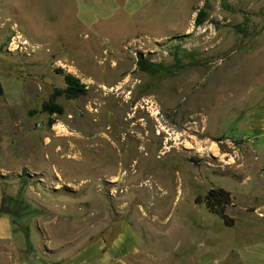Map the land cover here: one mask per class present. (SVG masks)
Masks as SVG:
<instances>
[{"label":"rangeland","instance_id":"rangeland-1","mask_svg":"<svg viewBox=\"0 0 264 264\" xmlns=\"http://www.w3.org/2000/svg\"><path fill=\"white\" fill-rule=\"evenodd\" d=\"M55 68L85 93L54 94ZM99 242L144 264H264V0H0V264Z\"/></svg>","mask_w":264,"mask_h":264},{"label":"trees","instance_id":"trees-1","mask_svg":"<svg viewBox=\"0 0 264 264\" xmlns=\"http://www.w3.org/2000/svg\"><path fill=\"white\" fill-rule=\"evenodd\" d=\"M205 13L199 11L195 23L197 25L203 22ZM137 66L140 70L146 71L151 74H155L163 70V67L159 63L151 62L147 59L139 57L137 60ZM56 73L64 75L66 86L64 89H57L54 94H65L67 98H75L80 94L85 93V85L73 74L65 72L62 68H55ZM43 109L49 112L61 113L62 108L54 102L45 103ZM199 201V197L196 198V202ZM205 207L211 213L217 214L223 221L225 226L231 227L234 224V220L227 216L225 208L232 203V197L229 191L222 187H211L207 190L206 194L202 198Z\"/></svg>","mask_w":264,"mask_h":264},{"label":"crops","instance_id":"crops-1","mask_svg":"<svg viewBox=\"0 0 264 264\" xmlns=\"http://www.w3.org/2000/svg\"><path fill=\"white\" fill-rule=\"evenodd\" d=\"M127 245V248H126ZM120 246V247H119ZM129 243L126 242L118 245L113 243L108 249L103 242L91 244L86 248L90 252H78L73 254L74 257L71 264H144V255H139L135 250L129 251ZM126 248V249H125ZM119 249V251H117ZM121 249V250H120ZM77 256H79L77 258ZM148 256V254L146 255ZM69 264V263H67Z\"/></svg>","mask_w":264,"mask_h":264},{"label":"bare ground","instance_id":"bare-ground-1","mask_svg":"<svg viewBox=\"0 0 264 264\" xmlns=\"http://www.w3.org/2000/svg\"><path fill=\"white\" fill-rule=\"evenodd\" d=\"M111 129H112V128H109V129H108V135H109L111 138H109L108 135H103V134H102V135L100 136L102 142H103V140H104V141L110 143L111 140H113V136H115V135H112V134H111V133H112ZM111 135H112V136H111ZM75 138H76V137H75ZM73 139H74V138H73ZM134 139H135L134 141L137 142L136 137H135ZM125 140H126L125 138H122L121 141H115V139H114V142H113V143H117V142H119L121 146H124V147L126 148L125 143H124ZM74 141H75V139H74ZM134 141H133V142H134ZM88 143H89V142H88ZM130 143H131V142H130ZM117 144H118V143H117ZM118 145H119V144H118ZM144 145H145V144H144ZM144 147H145V146H143V147L141 146L140 149L142 150ZM144 149H145V148H144ZM166 149H167V148H166ZM166 151H167V150H166ZM163 152H164V151H162L161 153H163Z\"/></svg>","mask_w":264,"mask_h":264}]
</instances>
